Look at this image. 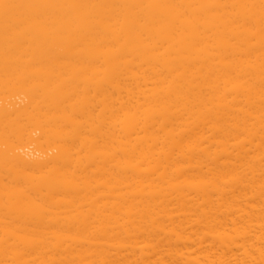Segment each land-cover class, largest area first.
Listing matches in <instances>:
<instances>
[{"label":"bare ground","instance_id":"6f19581e","mask_svg":"<svg viewBox=\"0 0 264 264\" xmlns=\"http://www.w3.org/2000/svg\"><path fill=\"white\" fill-rule=\"evenodd\" d=\"M0 264H264V0H0Z\"/></svg>","mask_w":264,"mask_h":264}]
</instances>
